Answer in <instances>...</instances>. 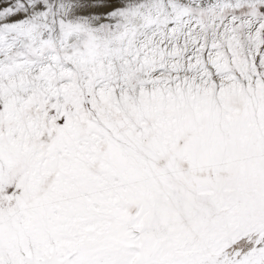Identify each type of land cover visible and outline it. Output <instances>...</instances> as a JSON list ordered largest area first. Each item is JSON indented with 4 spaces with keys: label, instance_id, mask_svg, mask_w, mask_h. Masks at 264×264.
<instances>
[{
    "label": "snow or ice",
    "instance_id": "snow-or-ice-1",
    "mask_svg": "<svg viewBox=\"0 0 264 264\" xmlns=\"http://www.w3.org/2000/svg\"><path fill=\"white\" fill-rule=\"evenodd\" d=\"M0 264H264V0H0Z\"/></svg>",
    "mask_w": 264,
    "mask_h": 264
}]
</instances>
